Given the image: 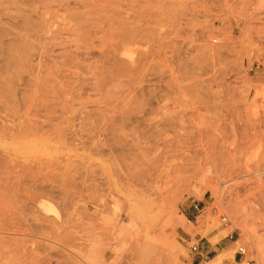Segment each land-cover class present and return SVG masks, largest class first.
Returning a JSON list of instances; mask_svg holds the SVG:
<instances>
[{
  "label": "rangeland",
  "instance_id": "374dc122",
  "mask_svg": "<svg viewBox=\"0 0 264 264\" xmlns=\"http://www.w3.org/2000/svg\"><path fill=\"white\" fill-rule=\"evenodd\" d=\"M0 12L7 43L16 22L29 35L0 69L30 96L0 104V126L21 131L0 136V264H205L193 246L231 235L239 263L264 264V0Z\"/></svg>",
  "mask_w": 264,
  "mask_h": 264
},
{
  "label": "bare ground",
  "instance_id": "6f19581e",
  "mask_svg": "<svg viewBox=\"0 0 264 264\" xmlns=\"http://www.w3.org/2000/svg\"><path fill=\"white\" fill-rule=\"evenodd\" d=\"M14 28L15 29L17 28L19 31H17V33H16V39H14L15 42L13 44L12 43H7V41L4 40V38L7 37L8 30H6V28H2L0 30V48L4 50L5 47H6V50L12 52L10 54L11 57L14 56L13 59H10L9 56H8V58H5L4 57L3 59L0 60V63H5L6 64L7 69L8 68L11 69V68H14V67L16 68L18 65H20L25 60V57H26V54L24 53V50H25V47H26L25 45H27L29 35L28 34L21 33L22 29L25 30V26H24L23 23L16 22L15 25H14ZM5 69H6V67H5ZM0 70L2 72V73H0L1 74L0 75V104L2 105V107L4 108V110H7L9 103H13L15 101L18 102L19 99H21V100L23 99L26 102V104H30L29 103V99H30L29 97L30 96L28 98H26L27 97L26 94L23 93L21 91V89H18V87L20 85V82L22 81V76H19L18 75V70H15L13 72V75L5 74L4 72L6 70L3 72L4 69H0ZM54 75H57V74L54 73ZM20 94H21V96H19ZM34 99H35V102H36V97H34L30 102H33V105H35L37 107V109H38L39 108V105L38 104H34L35 103L34 102ZM37 115H39V114H37ZM32 126L33 127H31V126L29 127L30 128L29 130H31V133L32 134L38 135L40 133H42V134L43 133H45V134L47 133V132H44L45 131V127H44L43 124H42V127H40L38 125V122H34ZM8 130L9 129H6V128L0 126V136H4V137L5 136H9V135L13 136L14 134L18 135V134L21 133V131L11 130L10 132H8ZM5 142H6V139H5ZM7 155H9V154H7ZM220 197H221V195H220ZM0 199H2V198H0ZM42 206H43V210H45V211H50L51 212V211L54 210V209L52 210V208L49 205L44 204ZM260 243L261 244H259L257 246V250H256V251H258L257 252V257H258V259H260V260H262L264 262V239ZM254 254H256V253H254ZM0 255H1V252H0ZM242 264H245V262H243Z\"/></svg>",
  "mask_w": 264,
  "mask_h": 264
},
{
  "label": "crops",
  "instance_id": "0c3cea01",
  "mask_svg": "<svg viewBox=\"0 0 264 264\" xmlns=\"http://www.w3.org/2000/svg\"><path fill=\"white\" fill-rule=\"evenodd\" d=\"M223 233L224 231H219L213 235L214 237L218 236L217 238L215 237L216 241L222 237L220 235ZM229 238L230 239L221 238L216 245H213L209 238H203L204 240L201 239L200 251L197 252L198 257L200 258L201 255H204L205 258H209L210 261H207L205 264H218L220 262L221 264H242L239 263L238 256L233 257L236 244L239 240L234 239V235H231ZM210 254H212L213 257H208Z\"/></svg>",
  "mask_w": 264,
  "mask_h": 264
},
{
  "label": "built area",
  "instance_id": "2783aa9c",
  "mask_svg": "<svg viewBox=\"0 0 264 264\" xmlns=\"http://www.w3.org/2000/svg\"><path fill=\"white\" fill-rule=\"evenodd\" d=\"M194 208L200 212L201 210V205L200 204H195L194 205ZM221 221H222V224L225 226V227H228V225L230 224V219L228 216L224 215L222 216L221 218ZM193 250L196 251V252H199L200 251V244H196L193 246ZM239 255H245L246 254V248L245 247H240L239 248V251H238ZM201 259H205V256L204 255H201L200 257Z\"/></svg>",
  "mask_w": 264,
  "mask_h": 264
}]
</instances>
